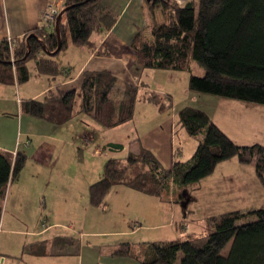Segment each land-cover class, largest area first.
I'll use <instances>...</instances> for the list:
<instances>
[{
	"label": "trees",
	"instance_id": "16d2710c",
	"mask_svg": "<svg viewBox=\"0 0 264 264\" xmlns=\"http://www.w3.org/2000/svg\"><path fill=\"white\" fill-rule=\"evenodd\" d=\"M103 1L63 0V8H69L62 15L65 22L62 17L59 22V51L70 44L93 47L91 35L113 26L116 15ZM147 1L150 11L160 7L164 21L153 24L150 38L138 33L132 40L131 47L141 69L190 71V62L195 60L204 68V74L189 75L190 90L264 105V0H189L184 4L175 0ZM56 47L55 30L43 26L26 33L11 49L7 39H0V84L28 81L30 61L38 75H59L62 67L49 53ZM116 82L117 76L109 70H84L77 87L62 90L55 85L40 98L22 100L20 110L54 125L63 124L74 115L78 92L77 112L110 129L132 119L140 97L138 86L127 83L120 99L111 98ZM164 96L167 103L160 101L156 91L143 93V98L157 104L161 112L171 107L170 95ZM176 122L198 140L188 160H175L166 169L145 148L129 151L124 157H111L106 160L101 177L89 186L90 204L102 205L108 191L116 185L160 199L174 185L172 192L179 194L178 202L185 209L193 200L187 187L232 157L251 165L264 188V145L236 144L208 113L198 108L179 109ZM25 158L18 151L14 156L0 151V218L7 182L23 167ZM206 223L207 231L201 236L143 242L134 250L125 242L116 254L131 256L140 264H175L179 253V264H264V203L245 211L237 209L208 217ZM25 250L45 254L42 242Z\"/></svg>",
	"mask_w": 264,
	"mask_h": 264
},
{
	"label": "crops",
	"instance_id": "0c3cea01",
	"mask_svg": "<svg viewBox=\"0 0 264 264\" xmlns=\"http://www.w3.org/2000/svg\"><path fill=\"white\" fill-rule=\"evenodd\" d=\"M48 1L0 0V39L11 38L16 42L31 30L41 27L42 11ZM175 1L184 4L189 0ZM103 3L116 15L113 26L91 35L93 47L70 44L56 53L53 60L63 68L62 73L55 77L38 75L34 62L30 61L28 81L0 84V151L12 154L17 150L26 156L23 167L9 178L2 200L0 264H140L131 256L117 255L116 251L121 243H129L134 250L136 245L153 241L142 239L143 233L139 230L143 220L149 223L148 228H170V237L167 235L162 239L186 238L173 234L176 228L182 230L173 225L175 204L157 196L116 185L108 191L102 205L95 207L89 202V186L101 177L106 160L118 157L120 151L127 154L141 148L149 149L166 169H170L175 160L189 159H182L183 150L177 144L178 127H183L176 122V113L155 109L154 115L158 119L141 133L135 127H125L128 121L110 129L100 125L92 127L94 131L109 133L93 143L95 139L91 141L86 132L91 128L87 122L92 120L77 110L80 127L71 125L74 115L67 122L54 125L25 115L20 110L22 100L40 98L55 85L62 90L77 87L83 70H109L117 76L115 85L119 87L114 85V88L121 91L127 83L135 84L140 92L138 100L150 102L143 98V93L155 90L140 81L144 73L155 74L157 71H146L137 65L131 43L138 33L150 38L153 24L164 21L163 13L159 6L150 11L147 0H104ZM170 71L166 78L174 76L175 71ZM156 92L171 95L168 90ZM249 104L245 103L244 107L247 112H253L249 114L251 119L253 115L263 114L264 108ZM141 112L144 115L149 109L144 111L141 108ZM211 118L214 119V115ZM7 119L12 121L10 128L6 126ZM248 119L245 118L246 126ZM254 124L251 120V125ZM123 129L129 132L124 133ZM86 141L90 144L85 145ZM107 142L119 143L122 149H105L102 145ZM229 160L231 164H236L232 165L234 172L215 175L216 165L210 175L200 180L197 193H192L196 199L190 202V206L202 200L199 205H202L205 218L246 208L237 207L234 204L237 201L231 200L234 194L232 177L240 181L242 174L246 175V179L251 177L253 192L260 191L264 198L253 167L236 159L234 162L237 163ZM209 183V187H203ZM187 213H193L192 207ZM40 242L44 244L45 254H32L25 250V247Z\"/></svg>",
	"mask_w": 264,
	"mask_h": 264
},
{
	"label": "rangeland",
	"instance_id": "374dc122",
	"mask_svg": "<svg viewBox=\"0 0 264 264\" xmlns=\"http://www.w3.org/2000/svg\"><path fill=\"white\" fill-rule=\"evenodd\" d=\"M62 19H63V23H64L65 17L62 16ZM55 20H56V17H55ZM55 20H54V27H55ZM41 26H43V23ZM54 27H52V29H50V30H53ZM43 28L46 29L44 26H43ZM66 32H67V36L69 37V33H68L67 28H66ZM7 41L9 43V47L11 49V47H13L15 42L12 41L11 38H7ZM53 57H56L55 54L51 56L52 59H53ZM57 57H59V56H57ZM190 63H191V70L190 71H187V70L177 71V72L175 71L173 73L174 76L170 77V78H166L168 76V74L171 73L170 70H166V69L155 70V69L146 68L147 69L146 71H150V70L153 71L154 70L157 72L155 74H148V75L146 74L148 72L144 73L140 82H142L141 84L146 83L147 85L151 86V88H153V90H155V91L156 90H168V91H170L171 107H170V109L166 110L165 113L175 114L179 109H181L185 106L198 108V109L205 111L210 116L214 115V119L212 118L213 122L221 130H223L231 138V140L233 142H235L236 144L250 145L253 143H260V144L264 145V126H262V122H264V112H263V114L253 115L254 118L251 119V116L249 115L251 111L247 112V109L244 107L245 103H249V102H243V101H239V100H235V99L220 97V96H217L214 94L199 93V92L190 90L188 88L189 75L195 74L198 76H202L204 74V68L198 62H196L195 60H191ZM62 71H64L63 68H62ZM177 74H178V76H177ZM27 83H29V82H27ZM31 83H33V82H31ZM25 85H27V84H25ZM30 85H33V84H30ZM37 85L38 84H34L33 86H37ZM115 87H119V86L115 85ZM27 88L30 89V86H27ZM124 88H125V86H124ZM112 90L113 91H111V93H110L111 98L117 100L123 96L124 89H122L121 91H118L117 88L113 87ZM117 92H119V93H117ZM165 94L167 95V93H159L160 101L166 102L167 98H166V96H164ZM79 100H80L79 99V93L77 92L74 110H77L78 105H79ZM18 102H20V101L18 100ZM232 102L237 103V105L231 106L230 103H232ZM249 105H254L255 107L257 106V107L264 108V105H259V104H255V103H251ZM141 108L144 109V111L149 109V112H147L146 114L143 115V113L141 112ZM219 108H221L222 110L224 109L223 112ZM155 109L157 111L159 110L157 104H155L153 102H146V101L138 100L136 102V105H135L133 117L131 120L128 121L127 124H125V127H127V126H129V128L135 127V128H137V132L141 133L142 131L146 130L151 123H153L155 120L158 119L154 115V112H156ZM76 113L77 112H75L74 117L70 123L73 127H80L81 122L78 120V116L76 115ZM252 113L253 112H251V114ZM215 114H217V115H215ZM245 118L246 119L249 118L248 119L249 124L247 125L249 127H247L245 125ZM251 120H253L255 122L254 125H251ZM10 121H11V119H7V125L6 126L9 128H10ZM256 121H258V124ZM143 122H144V125L142 126L141 124ZM87 123L91 127L90 129H88L86 131L87 136H89L91 138V141L93 138L95 139L93 141V143H96L99 139L105 138V136L107 134L109 135V133L102 132V130L94 131L92 127H98V124H96V122L90 121ZM17 127L18 128L20 127L19 123H18ZM97 129H99V128H97ZM122 131L124 133L129 132V130H127V129H123ZM177 135H178L177 136V144H178V146L182 147V150H183V155H181L182 159L190 158L192 153H193V150L195 149V146H196L198 140L195 137L189 136L187 134V132L185 131V129L180 128V127H178ZM84 143H85V145L90 144L87 141ZM104 146H105V144L102 145V147H104ZM82 149L80 150V153L83 151ZM16 153H17V150L14 151L12 153V155L14 156ZM105 153H106V151H105ZM117 154H118V157H124V156H126V151L125 152L120 151ZM230 159H232L231 160L232 163H237V162H234L236 159L235 157H232ZM232 165H236V164H231L230 160L222 161V162L217 164V168L215 169V171L213 173H215V175L220 176L222 174L234 172L235 169H234V167H232ZM144 169H146V167H144ZM214 177H216V176H214ZM239 177H240V174H239ZM241 179L242 180L240 181V180H237L233 177L231 178V180H232L231 181V183H232L231 189L234 192V194H233V199H231V198H229V199H231L233 201H237V202H234V204L237 207H246L243 209V211L247 210L248 208L251 209V208H256L258 206H261L264 203V198H263L262 193L260 191L257 190L255 192H253V187L250 186L251 184H253L252 178L249 177L246 179V175L242 174ZM210 184L211 183H209L207 185L205 184L206 186L204 185L203 187H209ZM260 185L262 187L261 183H260ZM173 186L174 185L170 186L169 192L164 193V196L162 198L164 201L168 200L167 202L175 204V208H174L175 217H174V224L173 225L174 226L177 225L182 230H179V228H176L177 231L173 232V234L177 233L181 237L201 236V234L206 230V227L208 228L207 223H206L207 218L211 217V216L218 215V214H214V215L207 216L205 218L204 216H206V215L204 212H202L203 210L201 209L202 205L201 204L199 205V203H201L202 200L197 202V205L193 204L190 206V202H192L196 199L195 196H193V195H195L197 193L198 189L201 186V182L199 181L198 183L187 187L188 191L190 192V195H192V193H193V195H192L193 200L190 201L189 203H187V205L183 202L186 205L185 209L181 206V203L178 202L179 201V198H178L179 194L176 196L175 192H172ZM255 186H256V183H255ZM241 187H244V188L240 189ZM262 189H263L262 192L264 194V188L262 187ZM203 191H204V189H202V192ZM239 191H241L240 194H238ZM179 193H180V190H179ZM201 198L203 199V197H201ZM189 207H192L193 213H191V214L187 213L189 210ZM248 218H252V217L249 216ZM241 221H243V220H241ZM141 223H142L141 224L142 226H141L139 231L141 233H143V237H142L143 240H155V239L159 240V239H162L163 236L169 235V237H170V235H171L172 231L168 227L165 229L162 227L148 228L146 226H148L149 223H147L144 220ZM166 232H168V233H166ZM136 238L138 240V237H136ZM137 248L138 247L136 245V249ZM228 248H229V244L225 247L223 252L226 253ZM180 256H181V253H179L178 260L175 264H179Z\"/></svg>",
	"mask_w": 264,
	"mask_h": 264
},
{
	"label": "built area",
	"instance_id": "2783aa9c",
	"mask_svg": "<svg viewBox=\"0 0 264 264\" xmlns=\"http://www.w3.org/2000/svg\"><path fill=\"white\" fill-rule=\"evenodd\" d=\"M63 8V0H49L45 5L41 20L43 26L47 29L54 27V20L60 10Z\"/></svg>",
	"mask_w": 264,
	"mask_h": 264
},
{
	"label": "water",
	"instance_id": "95a60500",
	"mask_svg": "<svg viewBox=\"0 0 264 264\" xmlns=\"http://www.w3.org/2000/svg\"><path fill=\"white\" fill-rule=\"evenodd\" d=\"M69 7H64L60 10V12L57 14L56 16V20H55V27H54V30H55V33H56V37H57V47L54 51L52 52H49L51 55H54L56 54L60 48H61V38H60V31H59V22H60V19L63 15V13L68 9ZM30 35H33L35 36L34 34H30ZM41 42V40H40ZM104 148H107L108 150L110 151H117L118 149H122V145L119 144V143H115V142H107L104 146Z\"/></svg>",
	"mask_w": 264,
	"mask_h": 264
}]
</instances>
